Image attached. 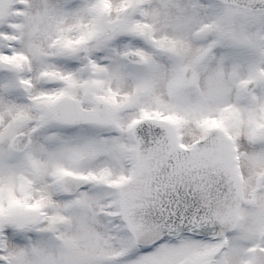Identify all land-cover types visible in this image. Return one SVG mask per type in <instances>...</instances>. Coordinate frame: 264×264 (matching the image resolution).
Segmentation results:
<instances>
[{"label": "snow or ice", "instance_id": "obj_1", "mask_svg": "<svg viewBox=\"0 0 264 264\" xmlns=\"http://www.w3.org/2000/svg\"><path fill=\"white\" fill-rule=\"evenodd\" d=\"M0 264H264V0H0Z\"/></svg>", "mask_w": 264, "mask_h": 264}]
</instances>
